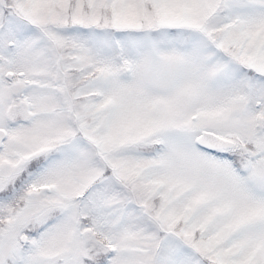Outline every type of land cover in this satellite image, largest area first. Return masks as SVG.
<instances>
[{"label":"snow or ice","instance_id":"obj_1","mask_svg":"<svg viewBox=\"0 0 264 264\" xmlns=\"http://www.w3.org/2000/svg\"><path fill=\"white\" fill-rule=\"evenodd\" d=\"M0 264H264V0H0Z\"/></svg>","mask_w":264,"mask_h":264}]
</instances>
